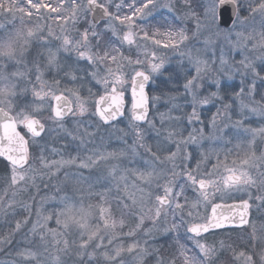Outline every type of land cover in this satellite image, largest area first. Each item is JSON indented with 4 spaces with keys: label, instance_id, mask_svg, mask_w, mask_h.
Masks as SVG:
<instances>
[{
    "label": "snow or ice",
    "instance_id": "obj_1",
    "mask_svg": "<svg viewBox=\"0 0 264 264\" xmlns=\"http://www.w3.org/2000/svg\"><path fill=\"white\" fill-rule=\"evenodd\" d=\"M261 146L264 0H0V264H264Z\"/></svg>",
    "mask_w": 264,
    "mask_h": 264
},
{
    "label": "rangeland",
    "instance_id": "obj_2",
    "mask_svg": "<svg viewBox=\"0 0 264 264\" xmlns=\"http://www.w3.org/2000/svg\"><path fill=\"white\" fill-rule=\"evenodd\" d=\"M237 59H239V56H237ZM171 67V66H170ZM232 84H237L238 83V80L237 81H232L231 82ZM22 99H25L27 101H31L32 97L31 95L29 94L27 97L25 98H22ZM214 110V109H213ZM255 118H253V126H255ZM261 147H264V146H261ZM0 187H2V182H0ZM45 193L42 192L40 193L39 195H36L35 193V190L33 189L32 192H28V193H20L18 196H17V199H21V200H27L29 198V196L31 195H36V203L39 204V201H40V196L41 195H44ZM55 194V189H53L52 191H49L47 192V195H54ZM55 206V202L54 201H48L45 205H44V209L46 211H52L53 208ZM35 217H33L34 219ZM252 220L254 223L257 224V226H259L260 223H264V210L260 211V212H257L255 209H253L252 211ZM232 237L235 239L237 236H240V237H245V239H247L246 237V233H240V234H236V236L234 234H231ZM211 239V238H210ZM161 242H163L161 240Z\"/></svg>",
    "mask_w": 264,
    "mask_h": 264
},
{
    "label": "trees",
    "instance_id": "obj_3",
    "mask_svg": "<svg viewBox=\"0 0 264 264\" xmlns=\"http://www.w3.org/2000/svg\"><path fill=\"white\" fill-rule=\"evenodd\" d=\"M2 174H3V170H2V169H0V175H2ZM231 234H234V235L236 236V234H240V233L233 232V233H231Z\"/></svg>",
    "mask_w": 264,
    "mask_h": 264
},
{
    "label": "water",
    "instance_id": "obj_4",
    "mask_svg": "<svg viewBox=\"0 0 264 264\" xmlns=\"http://www.w3.org/2000/svg\"><path fill=\"white\" fill-rule=\"evenodd\" d=\"M252 215H250V218H251Z\"/></svg>",
    "mask_w": 264,
    "mask_h": 264
},
{
    "label": "flooded vegetation",
    "instance_id": "obj_5",
    "mask_svg": "<svg viewBox=\"0 0 264 264\" xmlns=\"http://www.w3.org/2000/svg\"><path fill=\"white\" fill-rule=\"evenodd\" d=\"M251 215H252V213H251Z\"/></svg>",
    "mask_w": 264,
    "mask_h": 264
}]
</instances>
